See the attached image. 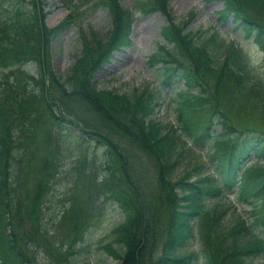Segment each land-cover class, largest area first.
<instances>
[{
    "label": "trees",
    "instance_id": "obj_1",
    "mask_svg": "<svg viewBox=\"0 0 264 264\" xmlns=\"http://www.w3.org/2000/svg\"><path fill=\"white\" fill-rule=\"evenodd\" d=\"M221 1L218 19L231 16L264 45V0ZM65 4L68 13L52 26L45 22L41 0H10L7 7L0 4V65L7 67L0 78V264L35 260L37 249L27 240L34 239L30 237L32 228L39 234L33 245H40L57 264H71L72 257L88 250L89 228L87 237L82 231L68 240L61 235L62 215L54 222V217L45 214L50 206L46 201L53 200L62 177H69V184L60 189L62 195L56 199L61 206L81 178L97 200L110 197L119 203L122 219L112 228V240L119 246L112 241L99 245L118 258V264H260L256 259L264 254V132L246 126L236 129L211 98L222 88L231 98H249L264 115V76L251 68L234 40L213 26L184 30L189 16L179 25L169 15L161 25L163 41L150 61L161 63L163 83L181 82L175 98V128L154 118L159 95L150 84L126 93L99 88L90 81L91 76H85L87 70L108 61L113 50L130 42L134 12L169 13L167 0H135L133 6L120 0H66ZM71 5L75 10L71 11ZM97 7L106 11L111 27L104 36L92 29L84 33L74 63L64 77L57 75L49 61L55 38L81 12ZM28 60L36 61V74L25 68ZM205 78H212V84ZM89 95L102 109L94 108L104 109V120L106 117L112 125L90 123L82 102L90 100ZM37 105L54 121L49 150L55 159L39 194L36 223L29 222L27 229L21 223L19 186L34 126L32 109ZM108 109L121 113L122 120L111 116ZM215 124L220 125L219 131ZM110 126L128 135L121 138ZM181 133L191 138L194 146L213 139L206 152L221 166L219 176L203 171L204 159L194 154V147ZM72 144L78 148L74 157ZM89 144L103 148L102 161L88 154ZM250 155L254 161L244 164ZM183 156L192 159L178 170ZM147 176L155 183L153 192L148 190ZM123 183L133 195L134 208L120 194ZM228 190L247 207L239 209L230 201L210 202ZM14 225L26 235L25 244L16 242Z\"/></svg>",
    "mask_w": 264,
    "mask_h": 264
},
{
    "label": "rangeland",
    "instance_id": "obj_2",
    "mask_svg": "<svg viewBox=\"0 0 264 264\" xmlns=\"http://www.w3.org/2000/svg\"><path fill=\"white\" fill-rule=\"evenodd\" d=\"M65 1L41 0L46 12L45 22L48 26H52L66 15L68 8ZM134 1L120 0L123 5L132 4ZM167 3L169 13L167 11H152L148 13L141 11L137 13L130 28V44L121 46V49H115L107 62H103L100 67L97 66L91 71L87 70L85 76L88 78L91 76L90 81L94 80L96 86L99 88H112L126 93H130L133 88H141L146 83L150 84L155 87L159 95V104L155 108L154 118L162 123L170 122L175 125L176 104L172 88L177 87L179 84H174L172 87L165 85L166 83L162 84V71L159 69L161 63L159 61L150 63L148 60V56L155 50H158V45L163 41L160 26L165 23L169 15L175 17L176 21H179V25L183 24L184 19L189 16L187 18V25L183 27L184 30L205 28L211 24H215V26L224 31V34L229 39H233L238 44L249 59L251 68L262 76H264V45L262 42L257 41L251 33H245L242 30L241 24L233 23L231 16L222 20L217 19L219 8L222 5L221 0H167ZM0 4L7 7L10 4V0H0ZM79 6L80 9L84 8L83 5L79 4ZM191 11L194 12L192 16H190ZM109 27H111L110 19L104 9L100 7L89 8L87 11L81 12L78 19L55 38L53 42L54 50L49 60L50 68L57 75L64 77L65 71L74 63L76 54L82 50L84 41L82 35L88 32L89 29H92L99 35L104 36ZM208 44L212 47L214 46L213 43ZM165 47L166 49H170L169 45H165ZM221 49H225V46H222ZM223 54H227L226 50ZM25 68L29 72L36 74V61L28 60ZM6 70L7 67L0 65V78H2ZM204 80L210 84L213 82L212 78H205ZM221 83L224 85L223 82ZM89 99L91 101L85 98L82 99V102L86 105L90 123L100 124L103 121L106 126L108 124L112 125L106 117L104 120V109L103 113L99 109H95L94 107L102 108L96 105L91 95H89ZM211 100L218 102L229 122L236 129L246 126L264 132V115L258 110L257 107L259 105L255 104V102L253 104L249 98L246 101H241L237 97L231 98L220 88L215 91V98L212 97ZM32 111L35 114L33 120L34 126L31 136L27 140V154L25 155L26 158L19 186L20 208L23 218L21 223H25L27 229L30 228L29 222L33 225L36 223V205L39 200V194L46 185L47 177L52 169V162L55 159L54 154L49 150L50 134L53 130L54 121L42 106H34ZM107 112L111 116H114L115 119L122 120L123 115L118 111L108 109ZM110 127L112 128L111 132L114 131L113 133L119 134L118 136L121 138H126V135H128L123 129ZM215 128L219 131L220 127L218 124H215ZM187 141L190 144L191 140L187 139ZM197 145L201 147H197L193 151L195 155H199L201 159H204L205 168L203 171L206 170L212 175H219L221 166L216 159L209 154L205 158V148L206 146L211 147L213 145V139H207L205 143ZM71 147L74 153L71 157H74L78 148L74 144ZM87 152L89 155L93 153L97 161H102L105 157L103 148L100 146L89 144ZM191 159L189 156H183L178 164V170H182L185 166H188L187 162ZM147 179L152 187H148V190L149 192H153L155 183L151 180L150 176H147ZM56 184L53 191V200L46 201V204H50L46 210V216L54 217L55 222L62 215L60 219L63 224L60 227L62 229L61 235L68 240L75 239L82 231L87 237L86 229L89 228L90 230L88 250L72 257L70 259L71 264H118L119 259L107 253L99 245L106 241H112L115 247L119 246L118 242L112 240V228L122 219L119 203L110 199V197L97 200L93 197V191L89 188L87 181L81 178L77 180L72 193L66 199L64 205L61 206L62 203L56 202V199L62 195L60 189L68 187L69 177L60 178ZM121 190L125 192L121 191L120 194L124 195L128 203L131 204V208H134L133 195L126 183L122 184ZM152 199L155 200V197ZM212 199L214 200L210 202H225L229 204L230 201L239 209H241V205L247 207L236 195H233L232 190L226 191L224 196L220 198L215 199L213 197ZM16 223L19 224V221L17 220ZM13 230L16 242L18 244H25L26 235L22 233L19 226L14 225ZM30 237L38 241L39 234L37 231H34V228H32ZM34 239H27L29 242L32 241L31 247L37 249V255L35 253L36 261L32 260L30 264H35V262H37L36 264H57L49 260L40 245H33ZM256 260L260 264H264V254ZM199 264H201L200 261Z\"/></svg>",
    "mask_w": 264,
    "mask_h": 264
},
{
    "label": "bare ground",
    "instance_id": "obj_3",
    "mask_svg": "<svg viewBox=\"0 0 264 264\" xmlns=\"http://www.w3.org/2000/svg\"><path fill=\"white\" fill-rule=\"evenodd\" d=\"M174 84H179V85H177V87L180 88L181 82L173 83V85H174ZM177 90H178V88H177Z\"/></svg>",
    "mask_w": 264,
    "mask_h": 264
}]
</instances>
